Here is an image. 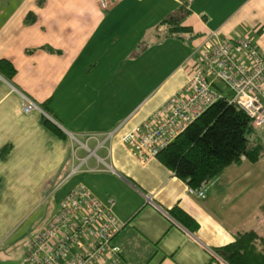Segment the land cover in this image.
Wrapping results in <instances>:
<instances>
[{"label": "crops", "instance_id": "crops-1", "mask_svg": "<svg viewBox=\"0 0 264 264\" xmlns=\"http://www.w3.org/2000/svg\"><path fill=\"white\" fill-rule=\"evenodd\" d=\"M180 8L183 41H144ZM211 31L248 38L264 54V0H111L107 10L98 0H0V60L15 69L11 80L0 76V240L42 194L55 187V215L83 185L115 201L113 241L127 264H215L211 254L264 206L262 178L252 175L264 159L228 167L198 199L157 159L140 164L121 143L185 86L191 53ZM23 96L39 110L24 113ZM255 134L250 146L264 144V128ZM248 199L252 217L241 204ZM176 205L197 223L194 232L168 215Z\"/></svg>", "mask_w": 264, "mask_h": 264}, {"label": "built area", "instance_id": "built-area-1", "mask_svg": "<svg viewBox=\"0 0 264 264\" xmlns=\"http://www.w3.org/2000/svg\"><path fill=\"white\" fill-rule=\"evenodd\" d=\"M110 1L98 0V5L107 10ZM186 67L192 70L186 87L122 138L123 148L140 164L155 160L220 100L243 111L254 130L264 127V54L250 39L229 41L211 31L192 51ZM216 83L223 86L226 97L212 87ZM23 98L24 113L39 110ZM69 138L77 142L73 136ZM207 182L198 188L188 187V195L203 197ZM114 207V200L102 202L85 186H76L32 237L24 264H127L113 241L121 229ZM211 257L215 264H225L217 255Z\"/></svg>", "mask_w": 264, "mask_h": 264}, {"label": "trees", "instance_id": "trees-1", "mask_svg": "<svg viewBox=\"0 0 264 264\" xmlns=\"http://www.w3.org/2000/svg\"><path fill=\"white\" fill-rule=\"evenodd\" d=\"M184 24L185 9L180 8L151 28L143 39L150 46L169 39L183 41ZM142 47H138L137 52H141ZM14 74L12 64L0 60V76L11 80ZM43 124L55 135L63 137L46 119ZM255 133L243 111L220 100L160 152L157 160L187 186L198 188L202 182L216 178L232 165L239 166L243 161L254 165L263 160L264 144L250 146ZM6 155L5 151L0 152L2 159ZM261 212L264 216V207ZM167 213L190 232L198 228L194 219L177 205ZM215 254L225 264H264V236L253 230L237 233L231 243L217 248Z\"/></svg>", "mask_w": 264, "mask_h": 264}, {"label": "rangeland", "instance_id": "rangeland-1", "mask_svg": "<svg viewBox=\"0 0 264 264\" xmlns=\"http://www.w3.org/2000/svg\"><path fill=\"white\" fill-rule=\"evenodd\" d=\"M186 70L189 71L190 73L188 74L187 81L184 87H186V85L189 83V80L191 77V71H192L189 67H186ZM215 85L216 86L218 85L220 89H222V90H217V91L223 92L225 97L228 95L221 84L216 83ZM263 128L258 129V130H254L253 128L252 129L255 132H257V131L263 130ZM69 140L73 143H77L76 141L71 140L70 138ZM77 141L81 142L82 144L83 142H85L84 140H77ZM245 168H253V167L249 164H246ZM255 172L257 174V177L262 178V181L260 182V186L262 187L261 196H262V203L264 205V163L258 165L256 169L252 172V175ZM210 182L211 180L207 182L206 188L208 186V183ZM188 187L189 186L186 187V192H187ZM40 188L42 187L40 186ZM206 188H205V193H206ZM54 190H55V187L52 191L42 194L40 201L33 208H31L29 213L15 225V227L9 232V234L6 235V239L0 240V264H24L25 263L27 247L32 237L47 223V221L54 215V212L57 209V206L55 203V196H53ZM241 204H243V208L245 209H248L251 206L250 205L251 202L249 199L242 201ZM262 208L260 212H257V217H256L257 219L256 220L252 219L251 224L248 225L247 231L253 230L258 235L264 236V216L262 215V212H261ZM256 210L257 208H254V206L250 207L247 210V215L252 217L255 214Z\"/></svg>", "mask_w": 264, "mask_h": 264}, {"label": "water", "instance_id": "water-1", "mask_svg": "<svg viewBox=\"0 0 264 264\" xmlns=\"http://www.w3.org/2000/svg\"><path fill=\"white\" fill-rule=\"evenodd\" d=\"M212 87L216 90H218L217 86L215 84H212Z\"/></svg>", "mask_w": 264, "mask_h": 264}]
</instances>
